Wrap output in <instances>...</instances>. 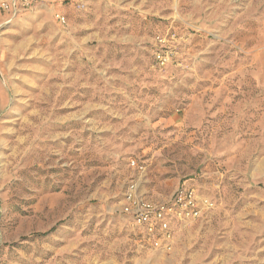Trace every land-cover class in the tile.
<instances>
[{"label":"rangeland","instance_id":"rangeland-1","mask_svg":"<svg viewBox=\"0 0 264 264\" xmlns=\"http://www.w3.org/2000/svg\"><path fill=\"white\" fill-rule=\"evenodd\" d=\"M60 1L0 9V264H264V0ZM137 181L215 208L156 250Z\"/></svg>","mask_w":264,"mask_h":264},{"label":"built area","instance_id":"built-area-1","mask_svg":"<svg viewBox=\"0 0 264 264\" xmlns=\"http://www.w3.org/2000/svg\"><path fill=\"white\" fill-rule=\"evenodd\" d=\"M41 3L51 5L53 2L52 0H0V9L5 14L11 12L19 14L32 10ZM80 5H83V1ZM55 16L62 24L68 21L61 14L56 13ZM158 41L163 43L165 40L158 38ZM156 62L165 66L169 63V58L159 51L156 53ZM130 166L141 173L146 170L145 165L136 160H131ZM139 186H141L140 181L131 186V192L126 195L123 213L129 218L132 226L138 228L146 237L145 241L156 250L172 251L177 228L200 219L215 208V202L210 197L201 194L195 186L186 184L179 187L168 202L148 200Z\"/></svg>","mask_w":264,"mask_h":264},{"label":"crops","instance_id":"crops-1","mask_svg":"<svg viewBox=\"0 0 264 264\" xmlns=\"http://www.w3.org/2000/svg\"><path fill=\"white\" fill-rule=\"evenodd\" d=\"M184 185H186V184H184ZM188 185H189V184H188ZM181 186H183V185H180L179 187H181ZM179 187H177L176 190H177ZM176 190L174 191V193H173L168 199H165V200H153V199H150V198L147 196V194H146L143 190H142V192H143L144 194H146L147 199L150 200V201H152V202H168V201H170V200L172 199V197L174 196Z\"/></svg>","mask_w":264,"mask_h":264}]
</instances>
